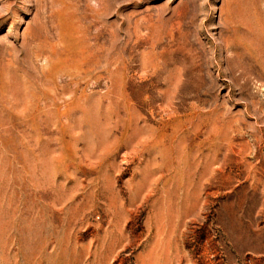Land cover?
Masks as SVG:
<instances>
[{
	"label": "rangeland",
	"instance_id": "rangeland-1",
	"mask_svg": "<svg viewBox=\"0 0 264 264\" xmlns=\"http://www.w3.org/2000/svg\"><path fill=\"white\" fill-rule=\"evenodd\" d=\"M0 264H264V0H0Z\"/></svg>",
	"mask_w": 264,
	"mask_h": 264
}]
</instances>
